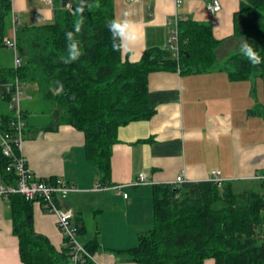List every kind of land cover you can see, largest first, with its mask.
I'll return each mask as SVG.
<instances>
[{"label":"trees","instance_id":"obj_1","mask_svg":"<svg viewBox=\"0 0 264 264\" xmlns=\"http://www.w3.org/2000/svg\"><path fill=\"white\" fill-rule=\"evenodd\" d=\"M80 6L84 7V24L76 38L83 54L64 64L60 58L67 54L65 33L72 31L74 21L80 18L76 13ZM11 11V0H0V53L7 48ZM112 19L113 0H75L70 7H61L55 0L52 21L16 26V44L24 52L22 66H0V127L8 128L13 117L8 108L10 95L3 84L15 75L24 86L36 83L45 110L50 112V122L43 128L55 130L60 124H70L81 130L85 155L101 186L113 185L110 158L118 141V127L154 113L148 101L150 72L225 71L232 80L264 76V0H240L233 15V35L225 38H216L207 23L179 19V52L153 46L138 60H130L122 48L113 49L108 29ZM237 37L240 41L235 46ZM244 40L260 53L261 64L253 66L241 54ZM6 165L7 159L0 155L1 182L14 184L15 174L7 171ZM260 183L264 188V180ZM151 195L152 224L137 232L136 245L122 250L130 260L138 264H203L211 258L214 264H264V190L235 191L230 181L210 178L155 183ZM7 198L23 263L72 264L64 236L65 246L57 250L34 230L32 200L18 193ZM75 224L80 233L83 225ZM98 246L97 236L84 243L92 255ZM88 263L90 260L76 264Z\"/></svg>","mask_w":264,"mask_h":264},{"label":"crops","instance_id":"obj_2","mask_svg":"<svg viewBox=\"0 0 264 264\" xmlns=\"http://www.w3.org/2000/svg\"><path fill=\"white\" fill-rule=\"evenodd\" d=\"M73 2L69 0L67 7ZM239 4L240 0H220V10L211 12L206 0H113V14L116 19L133 13L141 38L122 51L130 60H138L146 48L168 45L175 15L209 24L216 38L231 36ZM11 8L7 37L12 34V17L24 26L52 21L55 0H11ZM12 62L11 50L2 49L0 66ZM147 84L154 113L119 126L118 141L111 150L109 180L122 185L121 192L92 191L98 176L84 152V133L70 124L45 130L49 122L42 118H50V112L40 96L33 101L26 92L22 99L21 153L27 167L35 177L60 178L76 186L65 205L74 212L73 223L83 225L80 233L88 237L84 243L98 237L94 264H138L122 250L136 245L137 232L153 222L151 187L155 183H174L181 173L186 181L210 179L215 170L235 191L261 186L257 176L264 175V76L232 80L225 71L160 70L148 74ZM140 173L144 182L138 181ZM1 181L0 177V185ZM31 218L36 232L57 250L64 248L63 234L51 215L34 206ZM18 247L8 198L0 194V264H24ZM203 264L214 261L207 258Z\"/></svg>","mask_w":264,"mask_h":264},{"label":"built area","instance_id":"obj_3","mask_svg":"<svg viewBox=\"0 0 264 264\" xmlns=\"http://www.w3.org/2000/svg\"><path fill=\"white\" fill-rule=\"evenodd\" d=\"M51 1V0H45ZM176 3L180 0H175ZM206 7L211 12L220 10V0H206ZM178 16H174L170 20L168 47L173 50L175 54L179 51L178 48V30L177 24ZM19 21L12 17V34L5 38V45L12 52V64L14 68L22 66L23 60L17 54V44L15 39V30ZM5 92L10 95L8 101V108L12 111L13 117L9 122L8 128L0 127V155L7 159L6 170L12 171L15 174L14 184H1L0 194L7 197L9 194L18 193L28 200H39L42 206L53 213L56 218V223L63 236L66 238V243L69 246L68 256L76 264L78 262L94 263V257L90 254L84 244L76 240L78 234V226L72 222L73 211L65 205V200L69 194L77 191L74 184L66 182L60 178H38L27 167L26 159L21 153V145L24 138L25 119L22 108V99L24 97V82L19 79L17 75L13 80L3 84ZM260 180H264V175L257 176ZM211 179L220 181L218 171L213 170ZM138 181L144 182L145 176L143 173L138 175ZM184 181L183 173L176 176L174 183L178 184ZM114 189L121 192L122 185L115 184L111 186H101L99 183L95 184L91 190H107ZM124 197L127 196L125 192L122 193Z\"/></svg>","mask_w":264,"mask_h":264},{"label":"clouds","instance_id":"obj_4","mask_svg":"<svg viewBox=\"0 0 264 264\" xmlns=\"http://www.w3.org/2000/svg\"><path fill=\"white\" fill-rule=\"evenodd\" d=\"M98 6L99 5H97V7ZM83 11V6L76 9V13L81 14L80 18L74 21L73 30L65 33L67 54L60 58L64 64H71L77 61L83 54L80 41L76 38L77 35L81 33L84 24V18L82 16ZM132 15V12H125L122 18L109 21L108 29L112 34L114 50L120 49L125 45L131 46L140 40L141 37L137 24L131 19ZM240 52L247 58L251 65L256 66L261 64L262 60L260 53L246 40L241 43Z\"/></svg>","mask_w":264,"mask_h":264},{"label":"rangeland","instance_id":"obj_5","mask_svg":"<svg viewBox=\"0 0 264 264\" xmlns=\"http://www.w3.org/2000/svg\"><path fill=\"white\" fill-rule=\"evenodd\" d=\"M10 34V33H9ZM233 35V34H232ZM231 35V36H232ZM10 36V35H9ZM239 38L237 37L236 38V40L233 42L234 43V45L236 46V45H239ZM234 45H230V49H233L234 48ZM17 54H19V56L21 57V59L23 60L24 59V52H22L21 50H17ZM26 92H29L30 94H32V100L33 101H36L38 98H39V96H40V92H39V89H38V87H37V85H36V83H28L27 85H25L24 86V94L26 93ZM42 120L44 121V122H50V118H48V117H46V116H44L43 118H42ZM24 138H25V136H24ZM23 138V139H24ZM23 146H24V143H22V145H21V148H23ZM258 188H261L262 190H264V188H262L261 186H258ZM67 199V198H66ZM66 201V200H65ZM34 206H37L38 207V209L41 211V213H44V214H46V215H51L52 217H53V221H54V223H55V227H56V229H57V231L59 232V234L62 236V233H61V231H60V229L58 228V225H57V223H56V218H55V216H54V214L53 213H51V212H49L48 210H46L43 206H42V204L40 203V201L39 200H32L31 201V211L33 210V207ZM73 211V210H72ZM87 221H88V223L89 224H91L92 223V218H90L88 215H87ZM72 222H74V212H73V218H72ZM88 237H87V235H84L83 236V233H78L77 235H76V240L79 242V243H82V244H84V242H83V240H85V239H87ZM51 242V241H50ZM72 264H73V262H71Z\"/></svg>","mask_w":264,"mask_h":264},{"label":"water","instance_id":"obj_6","mask_svg":"<svg viewBox=\"0 0 264 264\" xmlns=\"http://www.w3.org/2000/svg\"><path fill=\"white\" fill-rule=\"evenodd\" d=\"M68 4H69V0H60L61 7H67ZM88 264H93V263H88Z\"/></svg>","mask_w":264,"mask_h":264}]
</instances>
